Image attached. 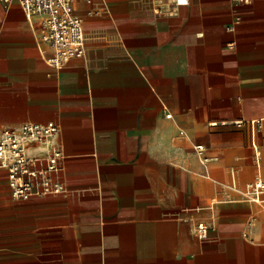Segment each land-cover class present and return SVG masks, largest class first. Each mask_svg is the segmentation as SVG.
I'll use <instances>...</instances> for the list:
<instances>
[{
    "label": "crops",
    "instance_id": "0c3cea01",
    "mask_svg": "<svg viewBox=\"0 0 264 264\" xmlns=\"http://www.w3.org/2000/svg\"><path fill=\"white\" fill-rule=\"evenodd\" d=\"M74 8L85 55L56 69L37 20L0 0V132L55 122L64 187L18 199L0 168V264H264V211L242 193L264 179L247 123L264 120V0Z\"/></svg>",
    "mask_w": 264,
    "mask_h": 264
},
{
    "label": "built area",
    "instance_id": "2783aa9c",
    "mask_svg": "<svg viewBox=\"0 0 264 264\" xmlns=\"http://www.w3.org/2000/svg\"><path fill=\"white\" fill-rule=\"evenodd\" d=\"M8 2L9 0H4ZM75 0H18L26 18L31 23L37 20L40 26L39 41L50 49L47 63L60 69L72 58L85 55V35L82 18L75 12ZM90 2L91 0H84ZM183 4L187 0H174ZM90 14H97L88 11ZM251 140L264 127V120L247 121ZM58 125L53 121L45 123L26 122L17 127H5L0 132V168L7 174L8 187L15 198L27 200L44 194H57L63 191L62 182L57 177L63 158L62 150L54 144L53 138ZM202 162L209 158L203 154V147H194ZM35 151L43 152L40 155ZM259 160L260 152H256ZM230 188L236 189L235 174H230ZM243 196L264 211V179L255 178L245 184ZM251 218L250 223L254 221ZM196 232L200 238L206 237L207 227L198 223Z\"/></svg>",
    "mask_w": 264,
    "mask_h": 264
},
{
    "label": "rangeland",
    "instance_id": "374dc122",
    "mask_svg": "<svg viewBox=\"0 0 264 264\" xmlns=\"http://www.w3.org/2000/svg\"><path fill=\"white\" fill-rule=\"evenodd\" d=\"M257 139H258V143L261 144V149L264 148V146H262V145H264V139H262L261 133H259ZM247 144L249 145L250 152H249V154L247 153L245 155H242L241 158H244L246 162H249L252 165L253 168L251 169V171L247 170V175H246V179L245 180L252 179V178H254V176L256 174H258L257 167H256V158L254 157V150H253V148H252L250 143H247ZM259 170L261 172L260 174L264 175V169H262V167H259Z\"/></svg>",
    "mask_w": 264,
    "mask_h": 264
},
{
    "label": "bare ground",
    "instance_id": "6f19581e",
    "mask_svg": "<svg viewBox=\"0 0 264 264\" xmlns=\"http://www.w3.org/2000/svg\"><path fill=\"white\" fill-rule=\"evenodd\" d=\"M256 157V156H255Z\"/></svg>",
    "mask_w": 264,
    "mask_h": 264
}]
</instances>
